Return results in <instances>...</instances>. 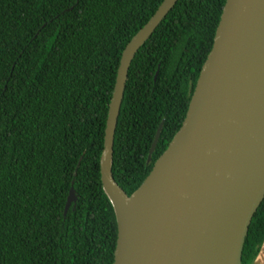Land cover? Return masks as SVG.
Wrapping results in <instances>:
<instances>
[{"label": "trees", "instance_id": "trees-1", "mask_svg": "<svg viewBox=\"0 0 264 264\" xmlns=\"http://www.w3.org/2000/svg\"><path fill=\"white\" fill-rule=\"evenodd\" d=\"M161 1L0 0V264H112L98 170L107 105L122 49ZM224 2L177 0L130 61L111 157L127 196L180 127ZM263 238L264 197L241 264Z\"/></svg>", "mask_w": 264, "mask_h": 264}, {"label": "water", "instance_id": "water-1", "mask_svg": "<svg viewBox=\"0 0 264 264\" xmlns=\"http://www.w3.org/2000/svg\"><path fill=\"white\" fill-rule=\"evenodd\" d=\"M177 0H162L120 53L98 159L113 211L112 264H241L264 197V0H225L180 127L127 196L111 174L128 66ZM160 122L146 163L155 146ZM75 197L70 187L63 214ZM264 238L250 264H260Z\"/></svg>", "mask_w": 264, "mask_h": 264}, {"label": "bare ground", "instance_id": "bare-ground-1", "mask_svg": "<svg viewBox=\"0 0 264 264\" xmlns=\"http://www.w3.org/2000/svg\"><path fill=\"white\" fill-rule=\"evenodd\" d=\"M258 262H259L260 264H264V255H263V254L259 256V258H258Z\"/></svg>", "mask_w": 264, "mask_h": 264}]
</instances>
